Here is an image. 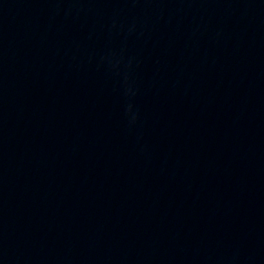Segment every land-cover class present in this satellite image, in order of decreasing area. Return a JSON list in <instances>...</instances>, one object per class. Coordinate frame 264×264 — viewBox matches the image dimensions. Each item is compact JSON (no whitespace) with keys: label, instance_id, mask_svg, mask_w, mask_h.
<instances>
[{"label":"water","instance_id":"1","mask_svg":"<svg viewBox=\"0 0 264 264\" xmlns=\"http://www.w3.org/2000/svg\"><path fill=\"white\" fill-rule=\"evenodd\" d=\"M0 62L195 264H264V0H0Z\"/></svg>","mask_w":264,"mask_h":264}]
</instances>
